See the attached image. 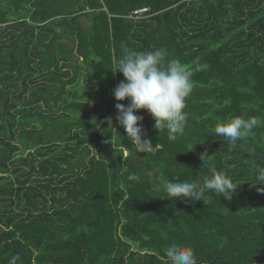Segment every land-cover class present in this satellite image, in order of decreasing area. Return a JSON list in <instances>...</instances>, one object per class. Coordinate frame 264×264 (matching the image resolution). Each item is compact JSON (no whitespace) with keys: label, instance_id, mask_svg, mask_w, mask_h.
Wrapping results in <instances>:
<instances>
[{"label":"trees","instance_id":"1","mask_svg":"<svg viewBox=\"0 0 264 264\" xmlns=\"http://www.w3.org/2000/svg\"><path fill=\"white\" fill-rule=\"evenodd\" d=\"M154 49L206 67L176 140L136 113L153 145L136 154L113 59ZM233 116L264 119V0H0V264H167L172 243L197 264H264V126L231 147L212 129ZM205 150L231 198L165 199L163 180L210 174Z\"/></svg>","mask_w":264,"mask_h":264},{"label":"clouds","instance_id":"2","mask_svg":"<svg viewBox=\"0 0 264 264\" xmlns=\"http://www.w3.org/2000/svg\"><path fill=\"white\" fill-rule=\"evenodd\" d=\"M113 72H119L124 79L113 89V96L117 101L116 122L124 129L127 139L135 149L136 154L148 153L153 147L150 139L144 138L143 116L136 115L140 110H146L155 121L154 128L158 131L166 130L170 141L183 134L188 114L185 111L186 99L195 87L192 79L196 71L202 70L197 60L193 67H188L177 59H165L164 49H154L146 52H128L120 58L113 59ZM128 101L127 106L122 101ZM109 128L112 127V117H106ZM264 126V119L256 116H233L216 123L212 131L218 137H224L231 147H235L238 140L254 134V129ZM116 130V129H115ZM200 159L209 169V175L202 180L169 179L155 185L157 190H163L166 198L192 199L204 202L206 194L230 199L237 186L223 171H218L214 165L213 154L207 151L200 153ZM254 173L257 184L264 185V167L256 166ZM130 179H138L136 176ZM167 264H197L194 250L191 246L172 243L164 249ZM19 256H13L10 264H16Z\"/></svg>","mask_w":264,"mask_h":264},{"label":"built area","instance_id":"3","mask_svg":"<svg viewBox=\"0 0 264 264\" xmlns=\"http://www.w3.org/2000/svg\"><path fill=\"white\" fill-rule=\"evenodd\" d=\"M148 7H141V8H137L134 9L131 14L128 15V17H132V18H140L143 15H145L144 13L148 11Z\"/></svg>","mask_w":264,"mask_h":264}]
</instances>
